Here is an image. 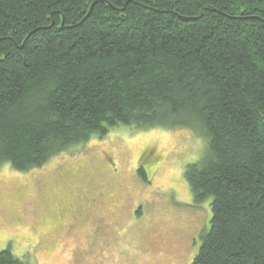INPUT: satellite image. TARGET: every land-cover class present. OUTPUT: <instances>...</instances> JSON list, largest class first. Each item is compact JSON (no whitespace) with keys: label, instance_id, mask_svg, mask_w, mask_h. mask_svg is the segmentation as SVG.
I'll return each mask as SVG.
<instances>
[{"label":"trees","instance_id":"16d2710c","mask_svg":"<svg viewBox=\"0 0 264 264\" xmlns=\"http://www.w3.org/2000/svg\"><path fill=\"white\" fill-rule=\"evenodd\" d=\"M118 126L205 134L185 171L212 198L192 264H264V0H0V167Z\"/></svg>","mask_w":264,"mask_h":264},{"label":"rangeland","instance_id":"374dc122","mask_svg":"<svg viewBox=\"0 0 264 264\" xmlns=\"http://www.w3.org/2000/svg\"><path fill=\"white\" fill-rule=\"evenodd\" d=\"M207 146L183 126H118L40 168L2 165L0 252L31 264H192L212 198L196 204L185 171Z\"/></svg>","mask_w":264,"mask_h":264},{"label":"flooded vegetation","instance_id":"af4514ba","mask_svg":"<svg viewBox=\"0 0 264 264\" xmlns=\"http://www.w3.org/2000/svg\"><path fill=\"white\" fill-rule=\"evenodd\" d=\"M142 166V165H141ZM100 193H98L96 196H99Z\"/></svg>","mask_w":264,"mask_h":264}]
</instances>
